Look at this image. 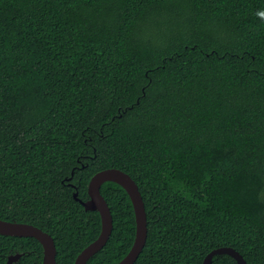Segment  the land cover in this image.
<instances>
[{
	"label": "trees",
	"instance_id": "trees-1",
	"mask_svg": "<svg viewBox=\"0 0 264 264\" xmlns=\"http://www.w3.org/2000/svg\"><path fill=\"white\" fill-rule=\"evenodd\" d=\"M137 184L147 220L133 264H201L230 247L264 264V0H0V219L52 236L73 264L99 234L93 174ZM86 264L135 236L116 182ZM41 264L33 237L0 234V264ZM211 264H237L215 254Z\"/></svg>",
	"mask_w": 264,
	"mask_h": 264
},
{
	"label": "water",
	"instance_id": "water-1",
	"mask_svg": "<svg viewBox=\"0 0 264 264\" xmlns=\"http://www.w3.org/2000/svg\"><path fill=\"white\" fill-rule=\"evenodd\" d=\"M116 182L128 194L135 219V236L129 251L116 264H133L142 250L147 236V220L143 200L135 181L125 172L117 168H107L93 174L87 185V200H80L77 193L73 197L78 200L85 210H96L100 215L101 229L98 236L88 243L75 257L73 264H86L87 260L98 252L107 242L112 230V217L109 207L101 195L100 186L106 182ZM0 234L6 236L33 237L42 246L41 264H56V247L54 239L47 232L37 226L25 223L0 219ZM215 254H228L237 264H247L244 258L233 248L219 247L212 249L203 258L201 264H211ZM21 254L14 253L7 256L5 264H15Z\"/></svg>",
	"mask_w": 264,
	"mask_h": 264
}]
</instances>
